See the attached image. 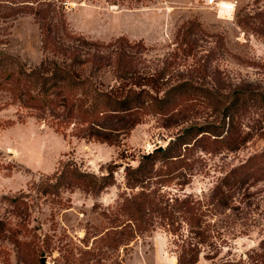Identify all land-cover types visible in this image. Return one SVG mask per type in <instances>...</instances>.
Masks as SVG:
<instances>
[{"label":"rangeland","instance_id":"1","mask_svg":"<svg viewBox=\"0 0 264 264\" xmlns=\"http://www.w3.org/2000/svg\"><path fill=\"white\" fill-rule=\"evenodd\" d=\"M228 3L231 12L222 8ZM62 25L100 45L125 39L126 57L137 76L154 79L158 97L182 83L195 94L178 108L181 117L149 114L129 130L101 123L109 135H98L107 142L76 121L56 123L64 113L54 122L21 106L6 73L0 75V264H176L180 235L195 238L181 218L166 225L147 215L138 232L118 208L138 191L126 185L125 168L178 137L186 142L178 177L165 187L151 181L148 191L164 201L200 203L207 238L196 264L246 260L264 238V0H0V57L30 70L60 60L59 44L94 52L68 40ZM46 30L55 43L47 48ZM120 49L99 48L104 67L94 79L101 90L118 84L108 56ZM205 94L218 105L207 107ZM227 106L231 117L222 115ZM232 123L240 139L226 146L212 134ZM244 163L236 184L223 187V178ZM66 164L97 176L111 169L114 183L94 193L62 182L57 177ZM218 185L225 194L220 204L212 200Z\"/></svg>","mask_w":264,"mask_h":264},{"label":"trees","instance_id":"2","mask_svg":"<svg viewBox=\"0 0 264 264\" xmlns=\"http://www.w3.org/2000/svg\"><path fill=\"white\" fill-rule=\"evenodd\" d=\"M242 21L245 22L243 19ZM61 30L68 40L83 42L90 48L95 47L94 52L83 55L69 45L59 44L58 47L55 46V49L60 60L46 59L30 70L24 69L17 59L1 55L0 75L6 73L5 82L12 100L19 102L25 108L52 115L50 120L54 122L64 113L65 117L56 123L61 125V122L66 123L68 119V124L76 121L95 137H100L99 132L109 135L104 133L105 131H100L101 123H119L129 130L145 115H159L169 119L175 115L183 116L182 110L178 108L190 105L185 103V100L194 96L196 89L193 86L182 83L160 98L157 96L159 87L154 79L137 76L135 66L124 53L123 43L127 42L125 39L119 38L111 44L100 45L87 42L82 37L70 35L64 25L61 26ZM49 32L50 30H46L43 35V44L46 48L55 45ZM114 45L121 49L109 55L108 60L113 65L112 74L118 84L109 90H101L94 79L104 67L105 57L98 53L99 48ZM9 66H13L14 69L7 71ZM203 100L207 107L218 103L213 95L204 96ZM259 101L264 108V100ZM231 110L233 109L227 106L222 113L223 117H231ZM235 134L232 123L222 131H215L212 135L217 139L220 138L222 144L232 146L240 139ZM100 138L108 142V138ZM185 143L180 137L173 139L162 150L154 149L151 153L141 156L136 167H126V185L130 190L137 188L138 191L132 193L129 199H124L118 209L125 215V222L130 221L136 224L138 232L144 229L142 224L146 221L147 215L151 218L157 214L162 221H166V225H171L181 218L190 228L188 232L195 235V238L193 242H189L185 240L186 238L181 239L180 235L176 264H196L200 253L199 244H203L207 238V230L202 227V214L198 212H202L198 206L200 203L196 201L197 206L193 207V204L190 206L187 202L189 200L184 198H171L164 201L163 196L157 194L156 190L148 191L147 188L151 181L159 187H165L178 177L183 163V157H180L181 146ZM259 156L264 157V151ZM250 161L251 158L247 160L248 163ZM246 163L229 172L223 178L222 186L226 187L229 181L230 185L236 184L239 174L246 169ZM57 178L62 182L77 184L94 193H100L114 183L111 169L106 174L97 176L82 172L71 164H66ZM222 186H216L212 195V200L218 204L224 200ZM172 228L170 234L178 235L179 231L175 227ZM222 264H264V238L258 247L251 251V255L246 256V260L226 261Z\"/></svg>","mask_w":264,"mask_h":264},{"label":"built area","instance_id":"3","mask_svg":"<svg viewBox=\"0 0 264 264\" xmlns=\"http://www.w3.org/2000/svg\"><path fill=\"white\" fill-rule=\"evenodd\" d=\"M222 8L226 12H231L234 9V5L231 3H228V4H224Z\"/></svg>","mask_w":264,"mask_h":264},{"label":"water","instance_id":"4","mask_svg":"<svg viewBox=\"0 0 264 264\" xmlns=\"http://www.w3.org/2000/svg\"><path fill=\"white\" fill-rule=\"evenodd\" d=\"M172 140V139H171ZM164 147H158L157 150H162Z\"/></svg>","mask_w":264,"mask_h":264}]
</instances>
